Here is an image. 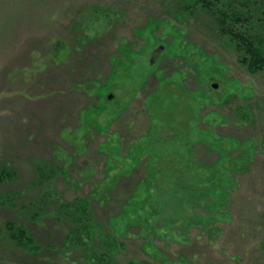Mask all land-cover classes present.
I'll use <instances>...</instances> for the list:
<instances>
[{
  "label": "rangeland",
  "instance_id": "1",
  "mask_svg": "<svg viewBox=\"0 0 264 264\" xmlns=\"http://www.w3.org/2000/svg\"><path fill=\"white\" fill-rule=\"evenodd\" d=\"M184 2L0 0V264H96L76 204L116 264H264V68ZM217 5L264 46V0Z\"/></svg>",
  "mask_w": 264,
  "mask_h": 264
},
{
  "label": "trees",
  "instance_id": "2",
  "mask_svg": "<svg viewBox=\"0 0 264 264\" xmlns=\"http://www.w3.org/2000/svg\"><path fill=\"white\" fill-rule=\"evenodd\" d=\"M217 3L220 4V0H185L183 4L189 5V9L200 5L203 9L218 13L223 32L225 31L224 33L232 35L233 41H238L236 43V49L243 53L241 60L248 65L250 70L260 72L264 68V46L261 45L259 38L252 34V29L250 31L244 29L243 22H249V16L240 14L235 17L230 14L228 8H224L226 6L222 5L223 7H220ZM183 4L181 3L180 5L182 6ZM242 113L244 117H247L245 111ZM81 208L84 211L80 210ZM90 209H92L91 205L76 204L70 209V213L64 216L68 217L71 221L76 220L80 222L71 230L70 240L73 243L75 242L76 245H83L92 240H99L101 242V249L96 250V248H92V253L90 254L93 261L96 264H116L113 255H115L114 253L116 251H121L123 243L120 241L119 235H114L112 232L109 233L110 228L108 230L105 226L102 227L98 224V221L95 219V214ZM9 220L10 222L8 223H10L14 231L10 235V240H13L16 246L32 255H37L43 251V245L26 225H18L13 219Z\"/></svg>",
  "mask_w": 264,
  "mask_h": 264
},
{
  "label": "flooded vegetation",
  "instance_id": "3",
  "mask_svg": "<svg viewBox=\"0 0 264 264\" xmlns=\"http://www.w3.org/2000/svg\"><path fill=\"white\" fill-rule=\"evenodd\" d=\"M162 49V47H161ZM158 52H159V49H158ZM158 57V53H154V55L152 54V62L154 63L155 59Z\"/></svg>",
  "mask_w": 264,
  "mask_h": 264
}]
</instances>
